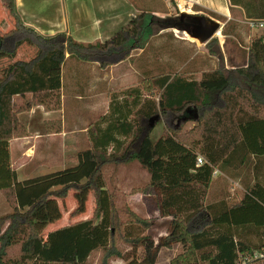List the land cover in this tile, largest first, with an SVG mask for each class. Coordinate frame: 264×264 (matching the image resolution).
Instances as JSON below:
<instances>
[{"label":"trees","instance_id":"1","mask_svg":"<svg viewBox=\"0 0 264 264\" xmlns=\"http://www.w3.org/2000/svg\"><path fill=\"white\" fill-rule=\"evenodd\" d=\"M4 2L15 28L0 36V57L15 58L23 44L35 52L27 60L9 63L0 77V191L12 205L11 212L0 216V264H87L94 253H100V264L118 259L124 264H156L158 250L174 245L182 251L169 264H248L264 254V241L252 244L239 233L264 229L263 186L247 187L242 199L232 205L205 203L215 169L236 171L252 164V158L264 157L262 36L251 41L240 67H218L198 81L175 75L145 80L146 92L158 91L156 99L139 103L136 91L132 108H114L115 117L95 129L91 146L76 154L74 165L18 180L10 163L9 142L29 136L18 116L36 106L45 111L60 109L65 56L100 68L117 65L134 50L144 52L154 30L172 19L140 9L107 40L80 43L63 32L38 34L22 23L14 0ZM127 2L139 9L136 0ZM227 2L240 8L246 20L264 22V0ZM205 48L209 56L222 59L216 40ZM157 114L175 120V125L152 140L150 133L159 121L148 129V120ZM188 122L198 125L189 132L197 134L183 139L178 133ZM44 126L48 134L62 131L58 120ZM197 156L202 159L199 166ZM128 160L148 174L147 188L153 191L159 215L171 218L168 234L156 243L146 233L153 221L126 205L119 212L106 186L103 168ZM69 190L92 192L91 218L49 231L44 239L29 233L14 242L22 226L44 211L50 199L64 198Z\"/></svg>","mask_w":264,"mask_h":264},{"label":"rangeland","instance_id":"2","mask_svg":"<svg viewBox=\"0 0 264 264\" xmlns=\"http://www.w3.org/2000/svg\"><path fill=\"white\" fill-rule=\"evenodd\" d=\"M136 1L139 9L136 10L135 15L142 9L153 12L158 18L173 20L182 12L188 14L202 13L220 22L221 27L212 39L216 40L222 59L209 56L205 48L206 44L199 45L190 39L181 38L171 29L157 32L161 27L154 30L153 37L150 38L144 52L142 50L132 51L130 57L119 65L107 68H100L99 65H95L88 68L83 64L94 62H84L71 57L70 60L64 62L65 74L67 78L71 64L74 66L78 65L76 63L82 64L77 70L79 93L85 94L86 86L89 87L93 83L98 88L99 83H102L100 79L106 75V106L100 108L96 116L86 117L83 126L88 129L87 135H94L97 127H105L114 108L124 110L126 107L132 108L136 91L139 92V103L147 102L152 98L156 99L158 91L155 90L152 94L146 92L145 80H150L158 75H175L198 81L203 73L218 67L225 70L240 67L247 60V51L251 41L259 36L264 38V22L246 20L243 11L237 7H230L227 0ZM14 28L15 21L9 14L4 0H0V36L9 34ZM17 52L22 53L23 57H31L35 49L29 44H23ZM67 57L68 55L65 56V58ZM126 71H129L130 74L124 82L113 80L114 77ZM101 105H103L102 101ZM19 120L24 122L22 119ZM32 121L33 129L48 134L45 126H42L38 119ZM174 125L175 120L170 121L160 115V120L152 129L150 138L152 140L158 139ZM197 126L193 122L184 124L178 133L179 137L192 139V136H196L197 132L194 135L189 132ZM69 128L71 129V127ZM49 136L51 135L40 136L31 151L26 150L24 154L16 145L11 146L10 163L12 169L17 173L18 180L33 178L72 166L76 162V154L91 146L90 143H87V147L84 148L81 145L82 138H78L79 148L69 149V143H65V147H62L58 137L50 138ZM102 172L108 190L115 197L116 208L119 212L126 205L139 217L152 220L153 226L146 233L153 239L154 243L168 234L171 218L159 215L153 191L147 188L149 176L136 161L112 163L106 165ZM212 177L213 183L205 202L206 205L221 202L232 205L242 199L247 187H252L254 184L264 187V157L252 158V164L248 162L245 167H239V170L236 171L229 169V171L222 172L215 169ZM11 206L0 191V216L11 212ZM93 212L94 199L90 190H85L82 193L69 190L64 198L50 199L44 211H41L22 226L21 233L14 242L25 238L29 233L38 234L44 239L49 231L89 219L93 216ZM252 231L243 229L239 233L243 239L252 244L264 241V229ZM133 234H137V230H133ZM118 246L125 248L121 243H118ZM14 250L10 254H13ZM181 251L179 245L160 248L157 252L156 264H169L170 260ZM87 264H100V253H94ZM248 264H264V254L256 261Z\"/></svg>","mask_w":264,"mask_h":264},{"label":"crops","instance_id":"3","mask_svg":"<svg viewBox=\"0 0 264 264\" xmlns=\"http://www.w3.org/2000/svg\"><path fill=\"white\" fill-rule=\"evenodd\" d=\"M14 1L21 21L26 27H29L38 34L44 36H54L57 33L63 32L80 43L103 42L107 40L120 27L124 26L130 18L134 17L136 13V9H134L127 0ZM28 58L29 56L23 57V54L19 52L16 53L15 58L13 59L1 56L0 77L4 68L9 63L14 60H27ZM68 59L70 60L71 57L68 56L64 62ZM76 64L78 65H70V73L67 78L64 69L65 63H63L61 67V106L59 110L45 111L43 107L36 106L31 108L30 111L18 116L19 119H22V121L26 123L29 136L12 139L9 142L10 157L12 145L19 147L20 150L23 151L22 154H24V151L26 150L31 151L34 145H36L37 139L42 135H51L49 136L50 138L58 137L62 147H65V143H69V149L79 148L77 142L78 138H82L81 145L84 148L87 147V143H90V139L93 135H87L86 132L88 129L83 125L86 117L92 118L96 116L100 108H105L106 106V75H103L102 79H100L102 83H99L100 85L98 88L95 87V84L93 83L89 87L86 86L85 94H81L79 93L80 88L77 84V70H79V67L82 66V64ZM95 65L98 66L97 63L83 64V66H87L88 68ZM129 74V71H126L125 73L114 77L113 80L124 82ZM94 88H96V90H94ZM101 101L103 102V105H101ZM113 117H115V114L111 113L110 118ZM34 119H38L42 126L44 125V122L59 120L62 124V132L59 134H43L40 130L33 129L31 123ZM111 264H124V261L118 259Z\"/></svg>","mask_w":264,"mask_h":264},{"label":"water","instance_id":"4","mask_svg":"<svg viewBox=\"0 0 264 264\" xmlns=\"http://www.w3.org/2000/svg\"><path fill=\"white\" fill-rule=\"evenodd\" d=\"M220 27V22L205 14L182 12L175 19L166 22L157 32L171 29L181 38L190 39L199 45H205L215 36ZM194 119H197V115ZM159 120L158 114L149 118L148 129H152Z\"/></svg>","mask_w":264,"mask_h":264},{"label":"built area","instance_id":"5","mask_svg":"<svg viewBox=\"0 0 264 264\" xmlns=\"http://www.w3.org/2000/svg\"><path fill=\"white\" fill-rule=\"evenodd\" d=\"M260 26H262V24H260ZM201 164H202V159H201L200 156H197V158H196V166H199Z\"/></svg>","mask_w":264,"mask_h":264}]
</instances>
